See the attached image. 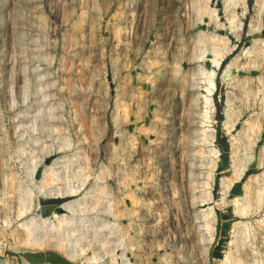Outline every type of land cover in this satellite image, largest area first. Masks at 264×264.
<instances>
[{
  "label": "rangeland",
  "instance_id": "1",
  "mask_svg": "<svg viewBox=\"0 0 264 264\" xmlns=\"http://www.w3.org/2000/svg\"><path fill=\"white\" fill-rule=\"evenodd\" d=\"M64 249L264 264V0H0V260Z\"/></svg>",
  "mask_w": 264,
  "mask_h": 264
},
{
  "label": "bare ground",
  "instance_id": "2",
  "mask_svg": "<svg viewBox=\"0 0 264 264\" xmlns=\"http://www.w3.org/2000/svg\"><path fill=\"white\" fill-rule=\"evenodd\" d=\"M210 84H211V88L208 89V92L212 93V91L214 89V85H213L212 81ZM207 101H209V99H207ZM62 221H63V219H62ZM23 229L26 232L25 236L27 235L26 236L27 239L24 242H26V244H28L29 246H32L33 249L42 250V249H45V248H48L49 246H51L52 243L49 240L37 239V238L35 239V237H32L31 230H30L29 226H24ZM213 229H214V226H212V234L214 232ZM53 244L57 250H61V251L63 250V245L60 244V242H54ZM64 254H65L66 258H68L70 261H78V262H81L84 264H94L90 258H88L87 256H85L83 254V252L77 251L75 249H64ZM230 263L231 262L229 261V257H226L223 264H230Z\"/></svg>",
  "mask_w": 264,
  "mask_h": 264
},
{
  "label": "built area",
  "instance_id": "3",
  "mask_svg": "<svg viewBox=\"0 0 264 264\" xmlns=\"http://www.w3.org/2000/svg\"><path fill=\"white\" fill-rule=\"evenodd\" d=\"M0 264H24L23 260H18L17 258H15V260L9 261V260H0Z\"/></svg>",
  "mask_w": 264,
  "mask_h": 264
},
{
  "label": "trees",
  "instance_id": "4",
  "mask_svg": "<svg viewBox=\"0 0 264 264\" xmlns=\"http://www.w3.org/2000/svg\"><path fill=\"white\" fill-rule=\"evenodd\" d=\"M47 261H48L49 263L59 264V263L57 262L56 258L53 257V255H50V256L47 258Z\"/></svg>",
  "mask_w": 264,
  "mask_h": 264
},
{
  "label": "crops",
  "instance_id": "5",
  "mask_svg": "<svg viewBox=\"0 0 264 264\" xmlns=\"http://www.w3.org/2000/svg\"><path fill=\"white\" fill-rule=\"evenodd\" d=\"M45 262H46L45 264H50V263L47 261V259H45Z\"/></svg>",
  "mask_w": 264,
  "mask_h": 264
}]
</instances>
